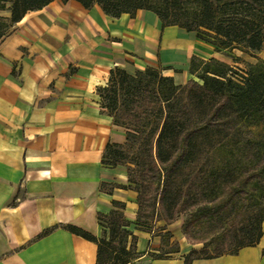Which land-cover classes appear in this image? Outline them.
<instances>
[{"label":"trees","instance_id":"16d2710c","mask_svg":"<svg viewBox=\"0 0 264 264\" xmlns=\"http://www.w3.org/2000/svg\"><path fill=\"white\" fill-rule=\"evenodd\" d=\"M55 1L0 0V43L28 14ZM60 1L87 11L98 8L114 20L148 12L163 30L196 34L217 50L264 51V0ZM164 71L147 68L131 75L115 68L97 88L103 114L126 133L124 145L107 146L102 165L126 168L128 186L103 185L102 190L134 191L139 224L159 219L171 226L180 215L188 216L183 232L190 243L204 246L202 260L256 247L264 223V62L239 76L218 60L193 58L189 73L197 80L184 86ZM113 207L110 215L99 216L110 241L76 227L66 230L98 245L97 264H134L140 258L123 259L126 244L117 240L129 227L125 205ZM118 249L122 256L113 259Z\"/></svg>","mask_w":264,"mask_h":264},{"label":"crops","instance_id":"0c3cea01","mask_svg":"<svg viewBox=\"0 0 264 264\" xmlns=\"http://www.w3.org/2000/svg\"><path fill=\"white\" fill-rule=\"evenodd\" d=\"M27 29L37 34V29ZM165 31V36L187 37L178 28ZM27 39L0 43V264H97L98 245L66 228L101 239L99 216L110 215L115 202L126 205L129 222L135 217L132 191L102 190L103 185L128 186L126 168L102 165L107 146L124 145L126 133L103 114L96 93L112 70L127 71L119 58L131 50L94 49L89 58L76 54L70 60L28 49ZM162 56L169 65L182 59L164 52V41ZM186 74L165 75L184 86L192 78L189 71ZM262 230L256 247L214 260L191 259L188 264H264V223ZM148 248L157 253L160 238L141 236L142 264H187L189 252L184 249L150 259Z\"/></svg>","mask_w":264,"mask_h":264},{"label":"rangeland","instance_id":"374dc122","mask_svg":"<svg viewBox=\"0 0 264 264\" xmlns=\"http://www.w3.org/2000/svg\"><path fill=\"white\" fill-rule=\"evenodd\" d=\"M58 9H67L69 7H77L80 9L81 13L85 15L100 14L105 21L108 23L102 30H97L95 35L88 40L82 42H55L47 40V36L43 33H39L38 30H35L37 34H30L28 27L23 26V24H18L14 26L9 35L4 39V42L9 39L14 38H23L27 37L28 39L24 42L25 45H28L35 48V50L40 52H48L53 54L54 57H61L62 59L67 57L70 60L75 59L76 54H85V57L89 58V54H94V49L103 50L107 49H120L127 48L131 50L129 53L126 51L125 55L122 56L120 61L126 62L127 73L135 75L137 72L144 71L147 68L157 69L159 71L165 70L164 74L166 75H176L177 77L182 76L185 72L190 70V63L193 58H198L203 61H209L211 59L218 60L222 63L230 66L239 76H246L250 73L253 68L259 64L260 61L264 62V51L260 54H245L240 51L228 52L224 50H217L212 45L200 40L197 38L196 34L185 33L189 37L191 42L201 45L211 52L210 56L200 57L195 54H190L184 59H180L181 62L174 65L167 64L162 56V43L164 41L166 31L162 29L160 22L154 16L149 13H138L134 17L124 16L119 20H114L106 17L102 12L95 8L91 11L83 9L81 6L73 3H63L60 0L55 1L50 5V8ZM5 17H9V14H4ZM30 16H32L30 14ZM145 16V18H144ZM144 19L146 21L153 20V27L151 33L153 34L152 40L149 41V48L139 49L137 46L144 42V33L138 28V19ZM155 20L157 25H155ZM125 26H130L133 29L132 31L125 32L123 28ZM116 59V58H115ZM185 67L189 68L185 70ZM167 69L171 71H167ZM76 69H71L73 74ZM186 74V75H187ZM237 79L239 77H236ZM190 80H197L192 76ZM106 83H104L105 85ZM95 98V97H94ZM97 98V97H96ZM95 98V100H96ZM98 101V98H97ZM134 193L135 202L134 207L137 208L135 211V217L133 222H129L126 219L125 211L124 216L126 221L129 223L128 228H124L120 231L117 236L118 241L125 242V248L128 252V256H124L123 259L131 260L141 258V255L138 251V244L141 236H151L152 238H160V249L157 253H149L148 251L152 250L151 248L147 249L150 259H157L160 257H167L169 255H174L172 253L181 252L184 249V252H189L187 258L189 259H205L207 256L203 253V245H193L188 241L183 232V227L188 219L186 215H180L176 222L167 226V224L159 219H155L147 222L148 224H139L137 219L138 214V204H137V194ZM122 204V203H121ZM159 208L157 207V210ZM107 227V226H104ZM124 232H128L130 235L126 237ZM125 236V237H124ZM171 236V237H170ZM110 241L111 232L106 230L103 232V236L100 240ZM159 240V239H158ZM120 248V247H119ZM122 251L118 249L115 254H113V259L122 256ZM117 256V257H116ZM134 264H142L139 260L134 262Z\"/></svg>","mask_w":264,"mask_h":264},{"label":"bare ground","instance_id":"6f19581e","mask_svg":"<svg viewBox=\"0 0 264 264\" xmlns=\"http://www.w3.org/2000/svg\"><path fill=\"white\" fill-rule=\"evenodd\" d=\"M137 22L138 28L145 32L143 36L144 42L137 47L139 49H147L149 48V41L153 38L151 31L154 21L152 19L146 21L139 18ZM20 24L37 29L39 33H44L47 36V40L55 42L89 41L97 30H102L108 25L100 14L85 15L77 7H69L63 10L48 7L41 12L33 13L32 16H27ZM131 29L133 28L130 26L123 28L125 32L132 31ZM190 40L189 37L184 35L178 37L176 33H170L164 39V52L170 51L176 57L182 59L190 54L200 57L210 56L211 52Z\"/></svg>","mask_w":264,"mask_h":264}]
</instances>
